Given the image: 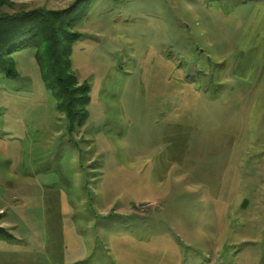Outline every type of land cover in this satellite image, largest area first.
Masks as SVG:
<instances>
[{"label":"rangeland","instance_id":"1","mask_svg":"<svg viewBox=\"0 0 264 264\" xmlns=\"http://www.w3.org/2000/svg\"><path fill=\"white\" fill-rule=\"evenodd\" d=\"M83 8V124L55 108L33 49L0 74V264H264V0Z\"/></svg>","mask_w":264,"mask_h":264},{"label":"trees","instance_id":"2","mask_svg":"<svg viewBox=\"0 0 264 264\" xmlns=\"http://www.w3.org/2000/svg\"><path fill=\"white\" fill-rule=\"evenodd\" d=\"M83 0H74L64 8L34 7L14 12L0 10V74L16 76L13 51L31 48L44 87L50 91L55 108L62 112L72 128L87 118L89 85L72 71V46L80 33L74 24L85 15L77 10ZM3 4L13 6L8 0ZM7 238L0 227V240Z\"/></svg>","mask_w":264,"mask_h":264}]
</instances>
